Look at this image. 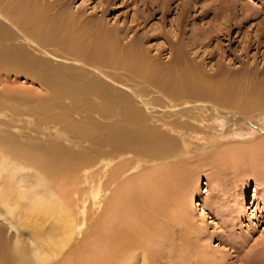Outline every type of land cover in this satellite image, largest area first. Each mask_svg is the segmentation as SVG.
Instances as JSON below:
<instances>
[{
    "label": "rangeland",
    "instance_id": "1",
    "mask_svg": "<svg viewBox=\"0 0 264 264\" xmlns=\"http://www.w3.org/2000/svg\"><path fill=\"white\" fill-rule=\"evenodd\" d=\"M15 1L18 0H0V9H5L10 3L16 5ZM32 1L46 8L50 19L57 18L61 23L62 31L73 30L72 32L83 37L85 42L111 30L121 44L137 45L145 50L148 56L162 64L178 63L194 70L195 76L225 80L229 88L231 84L230 92L226 95L230 103L220 104L205 97L175 98L148 82L140 83L135 88L146 90L148 99L158 106H166L168 103L199 105L200 103L197 102L202 101L206 104L210 103V108H200L192 112L193 119L161 113L151 118L148 113L137 112L136 103L132 104L137 111L130 105L114 99L119 98L124 101V98L127 99V94L122 90H118L113 85H108L109 88L102 87L101 80L84 68L65 67L44 58L30 46L21 43L11 29L0 22L3 30L9 32V35L5 36L3 30H0V53H4V61L13 69L0 70V94L4 95L3 89L7 91L9 88L11 89V92L7 91L9 96L13 90L40 94V98L38 96L35 102L32 101L35 97H29L28 93L19 96L18 105L14 100H10L9 103L15 106L11 111L3 110L7 117L1 113L0 118L16 121L14 123L12 121L13 126L10 130L13 136L25 143L33 139L58 141L57 136L68 135L72 138L67 131L68 126H64L66 121H76L75 124L93 121L92 127L100 136L106 137L104 132L116 133L118 131L116 128L119 127L121 140L128 138V140L132 139L133 143L139 144L137 139L144 140L148 135L147 129L151 125L163 126L165 123L172 126L174 123L177 125L181 122H189L197 126L195 131L188 130L190 134L183 139L177 134H170L171 142L176 144L177 153L167 162L171 167L182 163H186L187 168L194 165L192 173L184 170L179 173L178 180L181 187L176 193L177 196L186 199L192 195L193 213L187 209V222L190 220L191 226L186 222H180L179 217V220L172 221V217L162 216L169 227V230L163 233L164 238L169 237L172 244L170 246L165 244L162 248H158L163 253L157 261H153L156 264H196L198 262V264H264V199L262 194H259L260 191H264L262 186L264 170L259 166L264 159V143L261 144L264 142V107L255 111L251 110L252 104L255 106L259 105L260 101H264V0ZM183 1L187 2V6L193 5L191 10L182 9ZM181 15H186L190 19L185 20L186 26L183 25ZM180 20L181 23H179ZM180 32H183L182 35ZM30 39L39 42L58 56H67L72 60L82 61L90 67H99L111 73L116 80L127 85H135L136 79L133 76H127L122 69L112 64H103L100 58L92 60L82 54H74L67 44H62L53 37L30 36ZM16 49L23 51L22 58L17 56ZM17 68L20 70L15 71ZM260 84H262L261 87ZM92 85H98L101 88H90ZM256 89L259 91L256 92ZM159 95H163V98L165 97L169 102ZM236 102L238 104L244 102V110L233 109L232 105ZM3 104L7 109V103L3 102ZM39 104L46 105L37 111L33 106ZM212 106L224 115L214 114L210 111ZM13 110L17 112L13 113ZM224 112L231 113L237 118L230 119ZM39 115L40 119L43 118L41 126L36 124ZM241 117L243 120L240 119ZM0 127L2 131L9 133L4 126ZM39 127H42L45 133L39 134L38 131L41 130ZM106 127L107 130H105ZM20 133L24 135L23 138L19 137ZM4 136L8 135L4 134ZM102 137L97 140L89 138L82 143L86 146L84 150L81 147L72 148L93 156L111 146V143ZM171 144L175 146L174 143ZM236 147L243 149L239 156L230 158L229 162V159L226 160L225 164L219 160L221 165H224V168L222 167L224 170L220 169L221 165L216 160L217 163H214V160L211 161L213 162L210 163L211 166L206 162L208 157H213L212 154L226 152ZM252 152L256 156L252 155L254 154ZM157 164H162V161L146 162L145 170ZM203 164L206 165L202 167ZM229 164L234 168L231 169ZM237 165H240L239 169ZM175 201V203L178 202ZM171 206L172 203L168 205L169 209ZM143 213L147 220L152 219L153 212L149 205L144 208ZM49 224V222L41 223L39 228L44 232L48 231ZM182 225L187 226L186 231L183 230L184 233L179 234L178 229ZM7 226L0 206V234L4 244V248L0 250V264L35 263L26 243L29 239V229ZM148 236L150 235L146 237ZM178 238L189 243L185 247V261L179 260L178 253L181 246L177 248ZM22 241L25 242V246H20ZM23 249L28 250L24 260L18 255ZM257 253L263 254L260 262H258ZM200 254H203V258ZM169 255L171 258L167 257ZM193 255L194 257H191ZM204 256L211 262H205ZM61 258L62 255H59V259ZM56 262L57 259H54L48 264Z\"/></svg>",
    "mask_w": 264,
    "mask_h": 264
},
{
    "label": "bare ground",
    "instance_id": "2",
    "mask_svg": "<svg viewBox=\"0 0 264 264\" xmlns=\"http://www.w3.org/2000/svg\"><path fill=\"white\" fill-rule=\"evenodd\" d=\"M15 2L16 5L9 2V6L0 9V22L9 27L21 43L30 46L53 63L56 62L65 67L84 68L101 80L100 85L102 87L109 88L108 85H113L118 90H122L127 94V99L124 98L125 101L119 98L114 99L131 107H133L132 103H136L138 111L133 108L137 112L148 113L151 118L161 113L167 116H187L193 119L191 117L192 112L200 108H210V103H203L204 101L197 102L200 103L199 105L189 103L190 106L188 103L181 105L168 103L166 106H158L148 99L146 90L145 92L135 88L140 83L146 84V82L175 98L181 96L205 97L220 104L230 103L227 101L226 95L227 92H230L231 84L229 88L223 79L195 76L194 70L178 63L162 64L157 59L148 56L145 50L137 45L121 44L111 30L90 38L89 42H85L84 38L72 32L73 30L62 31L60 21L57 18L50 19V16H47L46 8L38 3L32 0ZM181 5L182 9H187V11L191 10L190 8L193 6L192 4L187 6L185 1ZM180 17H182L183 25L184 22L190 20L186 15ZM181 22L180 20L179 23ZM70 23L72 22L70 21ZM0 30H3L2 25H0ZM3 32L5 36L9 35L8 31L3 30ZM28 34L30 36H50L62 44H67L69 50L74 54L79 53L92 60L93 58H100L103 60V64H112L116 68L122 69L127 76H133L136 79L134 80L136 81L135 85L124 84L120 80H116L111 73L99 67H90L82 61L72 60L67 56H58L40 45L39 42L30 39ZM15 52L19 58L24 56L22 50L16 49ZM4 60V53L2 52L0 53V70H13ZM19 68L21 67L19 66ZM18 70L20 69H15V71ZM261 86L262 84H260ZM90 88L100 89L101 87L92 85ZM3 91L4 95L0 94V115L3 113L2 115L5 117L7 116L3 110L11 111L12 107L15 106L9 103L10 100H14L18 105L19 96L27 93L30 95L29 97H35L32 100L34 102L38 96L40 98V94L37 95L33 92L13 90L9 96L10 88L7 90L9 92L4 89ZM257 91L259 89H256ZM159 96L169 102L165 97L163 98V95ZM3 102L7 103V109ZM243 103L238 104L236 102L234 105L231 103V105L233 109L244 110ZM43 105L46 104L33 107L38 111ZM247 105L249 108L248 103ZM251 107L252 111L259 110L260 107H264V101H260V104L255 106L252 104ZM210 111L216 115L219 114V116L224 115L215 107ZM12 112L16 113L17 110ZM225 116L230 119L236 117L231 113H226ZM240 119L243 120V117ZM12 121L13 123L16 122L10 118L8 121L0 118V126H4L9 131V133L4 132L0 127V206L2 207L3 218L7 221V227L19 226L29 229V239L26 243L36 264H48L54 259H57L55 264H156L153 260L157 261L163 253L158 248H162L165 244L169 246L172 244L169 237L164 238L163 233L167 232L169 227L163 221L162 216L172 217V221H177L179 217L180 222H186L187 225L191 226V221L187 222V209L193 213L192 195H189L187 199L183 197V199L176 193L181 187L178 180L179 173L181 170L192 173L191 170H193L194 165L187 168V164L182 163L171 167L167 162L177 153L176 144L171 142L170 134H177L180 136L179 138L183 139L187 134H190L188 130L193 129L191 131H195L197 126H193L189 122H181L177 125L174 123L172 126L165 123L163 126L151 125L147 129L146 138L144 140L137 139L139 144H136V142L133 143L132 139L121 140L119 127L116 128L119 132H104L106 137H102L92 127L94 126L93 121H86L83 124H75L76 121H66L64 126H68L67 131L70 132L72 138L63 135L57 136L58 141L33 139L25 143L17 140L10 131L13 126ZM42 122L43 118L40 119L39 115L36 124L41 126ZM39 128L41 129L38 131L39 134L45 133L42 127ZM4 134L9 137L4 136ZM18 135L20 138L24 136L21 133ZM137 136L143 137L142 135ZM100 137L111 143L110 148L93 156L73 149L75 146L84 150L86 146L82 143L89 138L97 140ZM170 142L174 143L175 146ZM242 150L236 147L226 152L220 151L212 154L213 157H208L206 162L210 164L217 163L215 160L218 162L222 160L221 163L225 164L226 160L229 159V162L230 158L239 156ZM154 160H160L162 164L145 170L146 162ZM248 161L250 162L251 158ZM223 164L220 166L221 168H218L223 169ZM205 165L199 166L204 167ZM261 165L259 166L263 167L264 170V159L261 161ZM215 166L217 165L215 164ZM232 168H234L233 165H231ZM259 194H262V199H264V191H260ZM174 197L176 199H173ZM175 200L178 202L175 203ZM171 203L172 206L169 209L168 205L170 206ZM147 205L152 208L153 212L152 219L148 218L149 221L143 213ZM44 222L50 223L48 231L45 232L39 228V224ZM186 227L179 226V234L184 233L183 230L186 231ZM147 235L150 236L146 237ZM176 241L178 242L177 248L181 246L178 253L179 260L185 261V247L189 243L181 238ZM2 242L0 234V250L4 248ZM16 242L19 243V241ZM20 246H25V242H20ZM18 255L24 260L28 255V250L23 249ZM59 255H62L61 259H59ZM197 255L199 254L197 253ZM206 255L208 254L206 253ZM201 256L203 258V254ZM257 256L258 262H260L263 254L257 253ZM167 257L171 258L170 255ZM204 261L211 262L205 256ZM254 262L257 263L255 259ZM30 263H32L31 260Z\"/></svg>",
    "mask_w": 264,
    "mask_h": 264
}]
</instances>
